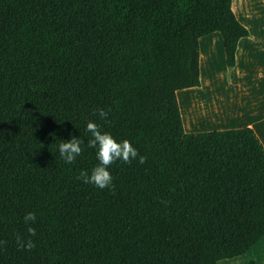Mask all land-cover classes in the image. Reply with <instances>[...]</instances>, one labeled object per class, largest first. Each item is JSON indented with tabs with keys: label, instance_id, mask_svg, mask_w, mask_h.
Segmentation results:
<instances>
[{
	"label": "trees",
	"instance_id": "16d2710c",
	"mask_svg": "<svg viewBox=\"0 0 264 264\" xmlns=\"http://www.w3.org/2000/svg\"><path fill=\"white\" fill-rule=\"evenodd\" d=\"M232 1L0 0V264H218L264 236L259 136L187 132L177 96L201 85L200 37L236 65L251 33ZM88 121L147 157L113 163L114 190L80 178L99 163Z\"/></svg>",
	"mask_w": 264,
	"mask_h": 264
},
{
	"label": "crops",
	"instance_id": "0c3cea01",
	"mask_svg": "<svg viewBox=\"0 0 264 264\" xmlns=\"http://www.w3.org/2000/svg\"><path fill=\"white\" fill-rule=\"evenodd\" d=\"M232 8L248 30L236 52V65L226 63L224 38L219 31L200 37L201 85L178 90L187 132L251 127L264 145V0H233ZM188 101L185 117L180 96ZM264 264V236L246 253L218 264Z\"/></svg>",
	"mask_w": 264,
	"mask_h": 264
},
{
	"label": "clouds",
	"instance_id": "9594fccd",
	"mask_svg": "<svg viewBox=\"0 0 264 264\" xmlns=\"http://www.w3.org/2000/svg\"><path fill=\"white\" fill-rule=\"evenodd\" d=\"M97 115L101 119H106L108 117V112L99 109ZM86 131L91 134V139L87 142V146L96 149V157L99 163L91 169L90 173L81 172L80 178L84 183L92 184L101 190L105 188L114 190L113 177L109 171V167L113 163L119 160L123 163L130 164L136 159H138L140 164L146 162L147 157L140 155L138 150L133 147L127 139L117 142L110 133L102 132L97 123L88 121L86 124ZM83 143L84 142L79 137L71 136L68 141L60 140L57 145V150L65 163L72 164L76 161L77 157L82 154ZM35 222V213L27 212L24 216V223L28 225L27 231L32 236L36 234L35 228L31 226V224ZM17 242L19 247L24 250H31L35 247V243L32 240H28L25 244L23 239L19 236H17ZM6 243L7 241H0V245Z\"/></svg>",
	"mask_w": 264,
	"mask_h": 264
},
{
	"label": "rangeland",
	"instance_id": "374dc122",
	"mask_svg": "<svg viewBox=\"0 0 264 264\" xmlns=\"http://www.w3.org/2000/svg\"><path fill=\"white\" fill-rule=\"evenodd\" d=\"M180 100H181L182 107H183V113H184L185 117H188L190 114V108L188 107V105H189L188 101L182 95L180 96Z\"/></svg>",
	"mask_w": 264,
	"mask_h": 264
}]
</instances>
